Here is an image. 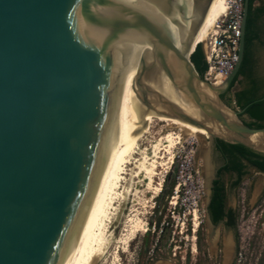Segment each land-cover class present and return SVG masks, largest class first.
I'll list each match as a JSON object with an SVG mask.
<instances>
[{
  "label": "water",
  "instance_id": "1",
  "mask_svg": "<svg viewBox=\"0 0 264 264\" xmlns=\"http://www.w3.org/2000/svg\"><path fill=\"white\" fill-rule=\"evenodd\" d=\"M210 0H0V264H75L107 201L137 99L264 154L190 46ZM176 102L163 92V83Z\"/></svg>",
  "mask_w": 264,
  "mask_h": 264
},
{
  "label": "rangeland",
  "instance_id": "2",
  "mask_svg": "<svg viewBox=\"0 0 264 264\" xmlns=\"http://www.w3.org/2000/svg\"><path fill=\"white\" fill-rule=\"evenodd\" d=\"M262 20V24H264V19ZM197 43L195 42V44ZM254 65L255 71L262 76L263 86L260 91H263L264 38L263 43L257 45ZM241 82L242 77L238 76L227 92L229 97L241 87ZM230 105L233 106L232 101H230ZM155 119L152 123L153 126L150 127L152 131L150 130L146 136L148 143L156 137V134L158 135L157 130L165 123L157 117ZM170 129L173 133H180V138L177 139L173 148V158L168 167L164 172H161V167H158L157 171H160V174L158 173L153 178V181L157 182L161 176L162 185L155 196L149 191L145 192L135 206L136 210L132 212V214L136 213L142 219L146 230L143 232L138 231L128 242L126 250H123L125 235L124 232L120 231L119 221L121 216L129 214L127 208L130 203L126 202L113 228L114 235L119 233V240L122 241H118L112 249L107 251L103 257L106 260L103 264H109L111 260H114L116 264L155 263L151 260L156 259L155 257L158 256L157 260L168 261L170 237L173 232H177L178 236L184 235V229L189 226L191 221L192 210L198 207V200L203 199L205 161L210 155L209 138L202 131L199 135H194L180 132L178 128L174 127ZM165 157L164 154L163 158ZM247 177L240 184L235 195V200H247L248 202H241L242 208H246L247 213L244 214L239 228L240 245L241 250L246 251L248 248L252 252L249 264H264V192L258 196L257 202L247 209L249 203L255 200L256 194L264 184L263 176L254 173L250 169ZM249 182L251 183L250 189L247 187ZM129 198H132V196ZM258 204H261V206L254 209L255 205ZM179 231H182V233H179ZM114 252L118 256L115 254L114 257ZM95 264H100L99 260Z\"/></svg>",
  "mask_w": 264,
  "mask_h": 264
},
{
  "label": "bare ground",
  "instance_id": "3",
  "mask_svg": "<svg viewBox=\"0 0 264 264\" xmlns=\"http://www.w3.org/2000/svg\"><path fill=\"white\" fill-rule=\"evenodd\" d=\"M225 8V0L209 1L205 15L193 37L190 50L194 47L195 42L199 43L205 39L211 31L214 22L224 12ZM163 92L176 102L166 82L163 83ZM155 117L161 119V121L163 120L165 123L157 130L158 135L156 134V137L152 138L148 143L146 136L151 130L152 123L156 120ZM171 127L178 128L180 132L194 135H199L200 131H202L207 137L206 131L201 127L174 117L155 114L152 111L144 112V106L137 99L130 126L117 143L107 201L75 264H95L98 260L100 264H103L106 261L103 257L107 251L112 249L118 241H122L119 240V233L114 235L113 228L126 202L130 203L127 208L129 214L121 216V220L119 221L120 231L124 232L125 235V238H123V250H126L128 242L138 231L143 232L146 230L142 219L136 213L132 214V212L136 210L135 206L139 203L141 196L145 192L149 191L155 196L162 185L161 176L157 182L154 180L156 183L153 181V178L160 172L157 171L158 167H161V172H164L168 167L173 158V148L177 139L180 138V133H173L170 129ZM164 154L166 155L165 158H163ZM130 196L132 198H129ZM193 216L195 217L194 213ZM109 264L116 263L114 260H111Z\"/></svg>",
  "mask_w": 264,
  "mask_h": 264
},
{
  "label": "flooded vegetation",
  "instance_id": "4",
  "mask_svg": "<svg viewBox=\"0 0 264 264\" xmlns=\"http://www.w3.org/2000/svg\"><path fill=\"white\" fill-rule=\"evenodd\" d=\"M262 19H264L262 15L257 14L253 18L252 29L257 33L258 41L252 40L249 47L251 62L246 68L245 75L241 76V87L237 89H246L249 86V79H252L258 95L264 93L260 92L263 86L262 76L255 71L254 65L257 45L262 44L264 38ZM221 94L220 97L227 103L229 95L226 91ZM238 116L242 121L247 120L244 114ZM217 140L221 139L209 138L210 155L208 162L205 161L203 199L198 200V207L192 210L191 221L184 229V235L178 236L177 232H173L170 237L168 261L157 260L158 256L151 260L155 263L146 264H249L252 252L248 248L246 251L241 250L239 229L241 220L247 213L241 202L247 200H235V195L243 180L248 178L250 169L263 176V183L264 172L257 170L240 154L227 153L219 149ZM247 187L251 188L250 182ZM263 192L264 184L247 209L257 202L256 199ZM260 206L261 204L255 205L254 209Z\"/></svg>",
  "mask_w": 264,
  "mask_h": 264
},
{
  "label": "trees",
  "instance_id": "5",
  "mask_svg": "<svg viewBox=\"0 0 264 264\" xmlns=\"http://www.w3.org/2000/svg\"><path fill=\"white\" fill-rule=\"evenodd\" d=\"M254 1L260 0H247L242 59L226 92H228L238 76L245 75L246 68L251 62L249 47L253 39L258 41V35L252 29V21L256 14L264 15V2L260 1L258 5L253 6ZM189 60L196 72L202 77L205 70V62L200 43L195 44L193 50L189 54ZM220 96H222V94ZM230 101H233V106L237 109H243L239 115L244 114L247 117V120L243 121L247 126L264 127V93L260 95L257 94L252 79H249V86L246 89L235 90L232 95L227 98V103ZM217 144L219 149L227 153L235 152L240 154L257 170L264 172V154L255 152L238 143H228L217 140Z\"/></svg>",
  "mask_w": 264,
  "mask_h": 264
},
{
  "label": "built area",
  "instance_id": "6",
  "mask_svg": "<svg viewBox=\"0 0 264 264\" xmlns=\"http://www.w3.org/2000/svg\"><path fill=\"white\" fill-rule=\"evenodd\" d=\"M243 0H225L226 8L202 42L205 70L202 78L220 84L237 58Z\"/></svg>",
  "mask_w": 264,
  "mask_h": 264
},
{
  "label": "crops",
  "instance_id": "7",
  "mask_svg": "<svg viewBox=\"0 0 264 264\" xmlns=\"http://www.w3.org/2000/svg\"><path fill=\"white\" fill-rule=\"evenodd\" d=\"M260 1L264 2L263 0H260ZM260 1H254L253 2V6L258 5L260 3ZM262 18H264V15H262ZM260 92H264V90L263 91H260Z\"/></svg>",
  "mask_w": 264,
  "mask_h": 264
}]
</instances>
